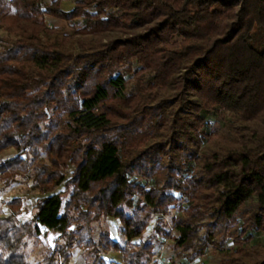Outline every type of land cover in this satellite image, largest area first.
I'll return each mask as SVG.
<instances>
[{
  "label": "trees",
  "instance_id": "16d2710c",
  "mask_svg": "<svg viewBox=\"0 0 264 264\" xmlns=\"http://www.w3.org/2000/svg\"><path fill=\"white\" fill-rule=\"evenodd\" d=\"M73 2L0 0V12L14 9L0 26L16 37L0 50V153L18 151L0 161V177L32 168L42 193L32 220L18 217L19 198L0 216V264H69L77 245L94 264L108 250L150 264L154 242L133 239L176 205L175 233L160 232L188 261L212 245L224 264H264V243L253 241L264 231V0ZM45 15L83 22L62 33ZM211 112L229 116L226 131L209 129ZM62 183L75 184L71 219L54 216ZM101 216L120 219L127 243L107 231L94 239L90 221ZM39 221L76 225L32 262L23 248Z\"/></svg>",
  "mask_w": 264,
  "mask_h": 264
},
{
  "label": "rangeland",
  "instance_id": "374dc122",
  "mask_svg": "<svg viewBox=\"0 0 264 264\" xmlns=\"http://www.w3.org/2000/svg\"><path fill=\"white\" fill-rule=\"evenodd\" d=\"M51 2L52 0H46ZM63 1V0H62ZM66 1V0H65ZM73 1V0H72ZM62 6V4H61ZM63 9L67 8L66 5L62 6ZM66 10V9H65ZM14 13V9L8 5L3 6L0 16H9ZM49 26H57L62 29V33H72L74 29L83 22V19L65 20L45 15ZM15 36L6 32L0 26V50L4 46L9 45L15 40ZM152 72L146 73V78L151 77ZM128 79V90L134 88L133 74L125 75ZM209 120V129L217 132H224L229 128V116L219 117L215 112L207 114ZM18 154V151L11 147L0 153V161L13 158ZM25 156V155H24ZM41 158L48 161L46 152L41 153ZM74 165L69 164L66 169V178L69 179L73 175ZM139 180L145 183V179L139 177ZM75 184L62 183L55 192H60L63 200L62 207L59 213L54 216L66 215L67 218L75 216L77 211L68 209V202L73 193ZM180 204L185 205V199L180 196ZM42 196L41 190L37 181L33 177V169L30 168L27 173H19L13 180L6 181L0 177V216L8 215L11 213L10 202L19 198L22 201L20 206V213L18 217L22 221H30L37 211L38 198ZM182 213L179 205L172 206L170 213L164 215H155L148 228L144 231L141 238L133 239L134 241L151 239L154 242V255L150 258V264H224V256L220 249H214L209 245L206 253L200 257H196L188 261L186 255L188 251L182 250L173 244V240L164 235L163 231H170L175 233L174 230V217ZM40 232L26 237V245L23 251L28 260L37 262L44 259L49 254H52L58 249V246L64 244L66 241L65 233L70 228L75 227V223H70L67 227L66 223L49 228L46 227L43 221H39ZM91 230L96 241H99L104 232H108L110 236L120 242L121 244L127 243V238L122 232L121 221L119 218L112 216H101L90 221ZM202 236H205V228L200 230ZM253 241L264 243V231L254 232ZM233 244L232 239H228L225 247H230ZM103 257L105 264H123L124 257L120 250H108L100 253ZM95 254L89 248L83 246H75L70 250L69 264H94Z\"/></svg>",
  "mask_w": 264,
  "mask_h": 264
},
{
  "label": "crops",
  "instance_id": "0c3cea01",
  "mask_svg": "<svg viewBox=\"0 0 264 264\" xmlns=\"http://www.w3.org/2000/svg\"><path fill=\"white\" fill-rule=\"evenodd\" d=\"M63 5H66V7H67V8H65L66 10H70V9H72L74 7L75 4H74V2L72 0H66V1L63 0L62 1V6Z\"/></svg>",
  "mask_w": 264,
  "mask_h": 264
}]
</instances>
